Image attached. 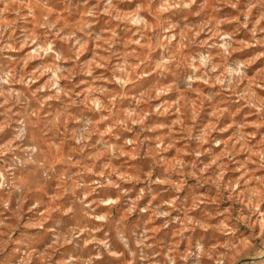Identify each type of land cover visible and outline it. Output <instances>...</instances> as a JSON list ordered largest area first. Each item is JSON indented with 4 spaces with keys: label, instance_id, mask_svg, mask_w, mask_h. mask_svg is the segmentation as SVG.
<instances>
[{
    "label": "clouds",
    "instance_id": "clouds-1",
    "mask_svg": "<svg viewBox=\"0 0 264 264\" xmlns=\"http://www.w3.org/2000/svg\"><path fill=\"white\" fill-rule=\"evenodd\" d=\"M0 264H264V0H0Z\"/></svg>",
    "mask_w": 264,
    "mask_h": 264
}]
</instances>
